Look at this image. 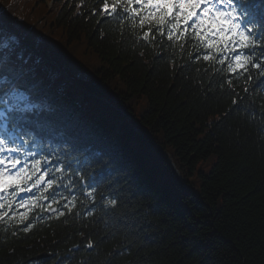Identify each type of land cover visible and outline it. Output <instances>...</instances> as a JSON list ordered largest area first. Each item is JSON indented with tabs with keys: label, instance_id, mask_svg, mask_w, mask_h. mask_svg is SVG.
Returning a JSON list of instances; mask_svg holds the SVG:
<instances>
[{
	"label": "trees",
	"instance_id": "trees-1",
	"mask_svg": "<svg viewBox=\"0 0 264 264\" xmlns=\"http://www.w3.org/2000/svg\"><path fill=\"white\" fill-rule=\"evenodd\" d=\"M103 3L0 0L3 89L43 108L97 191L27 232L0 226V264H264V76L231 75Z\"/></svg>",
	"mask_w": 264,
	"mask_h": 264
},
{
	"label": "snow or ice",
	"instance_id": "snow-or-ice-1",
	"mask_svg": "<svg viewBox=\"0 0 264 264\" xmlns=\"http://www.w3.org/2000/svg\"><path fill=\"white\" fill-rule=\"evenodd\" d=\"M119 0H113L111 10L109 11V4L107 0H104L103 11L107 15H111L117 11ZM128 4L133 3V0H127ZM136 4L142 5V7H150L153 11L148 13L149 17L155 16L159 13L158 23L163 24L166 18L171 17L174 21L172 24L173 29H180L183 25V32H187L190 28L195 29V36L201 41L207 40V48H216L217 45L223 44L225 48H228V41L231 40L233 45L232 51L237 49H250L249 56L255 57L256 50L260 48V43L255 39L254 33L259 28V24L255 22L256 9L260 7L254 0H135ZM124 11H134L139 14L140 9H129L125 7ZM144 20H141L143 25ZM163 34V33H161ZM173 32L169 31L168 39L173 38ZM183 34V33H181ZM147 36V34H145ZM216 37V39H209V37ZM238 37V40L233 39ZM243 52L237 53L234 56L235 67L229 66L230 71L235 72L238 69H245L247 63H252V67L260 70V75L264 76V69H261V64H264V55L259 57L258 62H253L252 59H242ZM205 61L212 59V56L204 55ZM220 63H224L222 59ZM246 70V69H245ZM14 142V141H13ZM29 141L25 140V143ZM9 140L0 137V191L9 187L6 183L8 180H21L24 179L26 183L32 177L28 176L25 172V168L18 169V165L21 161L14 157L12 154L20 151L19 146L8 147ZM7 151V155L3 153ZM40 160L35 161L34 166L40 165ZM60 170V169H58ZM39 171V167H37ZM35 173H33L34 175ZM48 172H44L36 184L44 181ZM55 183L54 180L49 179L47 181L48 188H51ZM36 185H33L35 187ZM18 195L20 192L29 191L32 189H25L20 186L19 183L15 185ZM47 191V188L45 189ZM53 203L57 201L53 200ZM31 203L30 200H24L21 202V207H26ZM115 204L116 201H110ZM5 205L0 203V209H3ZM11 207V205H9ZM51 208V205H49ZM8 215L7 212H0V220ZM27 213H21L19 220L23 223L27 219ZM30 225L24 227V231L29 230Z\"/></svg>",
	"mask_w": 264,
	"mask_h": 264
},
{
	"label": "rangeland",
	"instance_id": "rangeland-1",
	"mask_svg": "<svg viewBox=\"0 0 264 264\" xmlns=\"http://www.w3.org/2000/svg\"><path fill=\"white\" fill-rule=\"evenodd\" d=\"M84 47H85V46H84ZM89 54H90V56H91L92 58L94 57V58L96 59V57H95L94 55L92 56L91 53L87 51V52H86V55H89ZM86 57H87V56H85V58H86ZM10 180H11V179H10ZM10 180H8L7 182H9Z\"/></svg>",
	"mask_w": 264,
	"mask_h": 264
},
{
	"label": "water",
	"instance_id": "water-1",
	"mask_svg": "<svg viewBox=\"0 0 264 264\" xmlns=\"http://www.w3.org/2000/svg\"><path fill=\"white\" fill-rule=\"evenodd\" d=\"M46 255H44V256H39L37 259H41L42 257H45Z\"/></svg>",
	"mask_w": 264,
	"mask_h": 264
}]
</instances>
